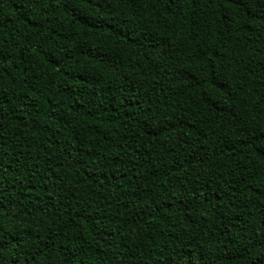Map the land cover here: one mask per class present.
<instances>
[{"label":"trees","instance_id":"1","mask_svg":"<svg viewBox=\"0 0 264 264\" xmlns=\"http://www.w3.org/2000/svg\"><path fill=\"white\" fill-rule=\"evenodd\" d=\"M0 264H264V0H0Z\"/></svg>","mask_w":264,"mask_h":264}]
</instances>
